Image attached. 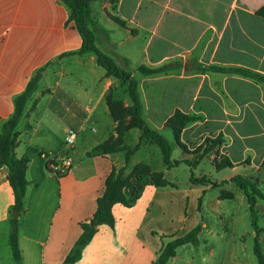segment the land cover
<instances>
[{
    "label": "crops",
    "instance_id": "1",
    "mask_svg": "<svg viewBox=\"0 0 264 264\" xmlns=\"http://www.w3.org/2000/svg\"><path fill=\"white\" fill-rule=\"evenodd\" d=\"M263 6L264 0H118L112 13L116 22L99 16L104 42L99 40L97 48L124 68L122 61L128 63L132 55L119 56L114 46L138 44L144 62L127 71L138 82L147 125L162 133L175 112L198 116L199 121L182 130L181 141L197 144L222 134L226 157L239 166L258 146L252 142H264V81L209 68H243L264 77V18L256 14ZM117 30L123 37L114 42ZM141 65H166L168 71L144 76L137 72ZM37 71L41 76L18 122L14 149L16 158L29 159L28 184L16 219L20 258L14 259L10 247L14 196L3 166L0 264H64L81 234L80 223L95 212L108 175L122 171V178H128L139 165L149 166L151 173L168 172L160 160L153 167L147 154L138 158L143 146L127 163L124 152H93L115 138L107 95L119 82L105 75L95 54L82 51L69 8L61 0H0V132L14 113L15 98ZM68 130L77 133L72 151L64 142ZM135 131L138 142L140 132ZM238 143L245 146L240 161L232 157ZM125 145L133 148L126 140ZM65 157L72 166L60 175ZM192 193L198 203L207 196L205 188ZM165 195V188L146 182L130 207L114 204V229L98 226L73 264H152L174 239V233L156 231L151 224L152 208ZM158 208L163 214L162 206ZM163 239L168 242L162 244ZM178 254L168 263L179 264Z\"/></svg>",
    "mask_w": 264,
    "mask_h": 264
},
{
    "label": "rangeland",
    "instance_id": "2",
    "mask_svg": "<svg viewBox=\"0 0 264 264\" xmlns=\"http://www.w3.org/2000/svg\"><path fill=\"white\" fill-rule=\"evenodd\" d=\"M92 3L93 8L90 5V13L85 19V25L95 35L97 47H99V40L104 42V36L99 33L102 28L99 16L103 14L105 17L116 22L117 19L112 15L116 4H113L110 0H99ZM106 3H108V7L104 8L103 5ZM73 23L75 25L74 21ZM114 33L116 35L113 38L114 42L122 39L123 36L120 31L117 30ZM114 49L119 56L126 57L127 54L132 55L128 63L122 61V66L126 70L134 69L136 65L144 62L139 52L138 44L125 43L123 48L114 46ZM110 94L113 101L117 104V106H113L116 116L122 121V129H126L123 138L124 143L126 140L129 144H133L132 147H134L137 143L136 133L134 132L137 129H127L130 121L128 114L130 100L127 95V97L124 96L126 94L125 88L119 83V88L115 92L111 91ZM166 122L164 123V131L161 134L170 142L172 160H196L197 155H194L193 152L205 138L197 144L183 143L180 137H174L172 131L166 126ZM191 124L193 123L187 126ZM150 128L152 127L150 126ZM188 137L193 138L194 136L190 135ZM252 143L254 145L258 143V146L255 145L256 147H254L251 154L245 160L243 159L244 161L239 166H232L227 169L219 167L226 157L223 145L217 147L193 169H189L182 164L177 168L167 169L168 172L165 175H161L160 178L170 183L171 187H165L166 195L161 199L157 198L158 200L152 208L151 214L155 219L151 221V224L154 229L167 234L174 233L173 238H177L196 227L200 219V223L198 224L200 227L199 243L196 246L186 245L177 249L179 264H257L254 256V243L256 241L260 246V251L264 258V199L258 198L256 200L254 214H251L244 193L233 183H230L231 178L239 174L243 175V177L256 181L260 192L264 195V142L261 140L260 142L256 141ZM180 144H183L187 148L189 154L184 152ZM142 146L145 150L138 153V158H143L147 154L153 167L158 163V160L163 162L161 153L154 144L144 142ZM244 147L243 143H238L232 153L234 160L240 161L239 159L243 156L242 151ZM66 148L68 149L67 146ZM249 157L251 161L250 165H248ZM148 169L151 170L149 166L137 168L136 174H146ZM191 172L195 178L204 177L213 184L227 181V184L219 188H212L210 184L194 185L190 182ZM156 178L158 179L159 176H156ZM195 188H205L207 193V196L204 195L200 198L199 203L193 197L192 192ZM189 192L192 195L188 194ZM159 205L162 206L164 211L161 215L158 208ZM253 218L255 225L253 224ZM182 220L184 221L182 222ZM254 226L257 227V231H255ZM163 238L167 237L164 236ZM162 242V244H166L168 240L163 239ZM209 253L213 257H210Z\"/></svg>",
    "mask_w": 264,
    "mask_h": 264
},
{
    "label": "trees",
    "instance_id": "3",
    "mask_svg": "<svg viewBox=\"0 0 264 264\" xmlns=\"http://www.w3.org/2000/svg\"><path fill=\"white\" fill-rule=\"evenodd\" d=\"M70 10V20L75 22L79 34L82 38V51H87L95 54L97 58V64L104 68L105 75L112 77L122 84L125 88L126 95L130 100V108H128V114L130 116L128 128L137 129L140 132L138 142L131 148L124 143V132L122 129V121L116 116L114 107L117 106L116 102L111 98V91L107 95V104L111 117L116 123L115 126V138L96 146L93 150L94 153L100 154H112L117 152L125 153V163L135 153L143 143H152L160 151L162 161L167 169H174L184 164L189 169L195 168L207 155L212 153L217 147H221L227 143L226 138L219 134L215 138L206 137L204 141L194 150L193 154L197 155L196 160H172V148L169 140L157 130L150 128L142 117V106L138 94V82L133 74L124 68L120 67L114 59L105 55L96 46L95 35L88 30L85 25V19L90 13V5L92 2L99 0H61ZM113 4H116L118 0H110ZM256 14L264 18V6L259 9ZM212 71L222 74H235L244 77H249L255 81H264V77L253 73L250 70L234 67H217L213 66L209 68ZM168 71L166 65L158 68H150L146 66H139L137 72L144 76L158 75ZM41 76V71H37L27 84L26 89L20 95L15 98L14 113L8 118L2 125L0 132V168L5 166L8 169V181L13 191L14 204L11 210L21 211L23 206V198L25 196L26 186L28 184L25 178V172L28 158H16L14 149L16 146V140L18 132L16 130L18 122L23 114L25 104L29 100L32 92L35 89L37 81ZM114 106V107H113ZM200 117L183 114L181 112H175L166 122V126L172 131L175 138H179L182 130L190 123L199 121ZM186 154H189L187 148L180 144ZM48 163V167H49ZM247 165V163H245ZM233 164L225 157L224 162L219 165L221 169L231 168ZM147 166H136L128 178H122V171L117 173L113 171L108 175L104 181V187L102 194L96 200V209L92 217L87 222H81V234L70 252L65 258L64 264H73L81 256L83 248L91 241L98 226L107 225L111 229H114L115 219L112 215L111 208L114 204L120 203L126 207H130L139 196L143 185L146 182H150L158 188L171 187V184L166 182L161 177V173H151L148 169L146 174L137 175V168H145ZM156 176H159L157 179ZM141 179V180H140ZM190 182L194 185H206L210 184L212 188H219L227 184V181H223L220 184H213L208 179L201 177L195 178L191 172ZM230 183H233L240 191L246 196L249 211L254 214L255 203L258 198L264 199V195L260 192L258 183L250 178L243 176H235L231 178ZM130 189L129 194L126 195L125 190ZM252 217H254L252 215ZM253 224L255 225L254 218ZM255 231L257 227L254 226ZM200 227L196 226L188 233L181 237L170 240L158 253V256L152 264H168L169 260L176 255V251L179 247L184 245L196 246L199 243ZM9 241L14 259L20 258L18 247V223L16 219H10V231ZM254 256L257 264H264V258L260 251V246L256 241L254 243Z\"/></svg>",
    "mask_w": 264,
    "mask_h": 264
},
{
    "label": "built area",
    "instance_id": "4",
    "mask_svg": "<svg viewBox=\"0 0 264 264\" xmlns=\"http://www.w3.org/2000/svg\"><path fill=\"white\" fill-rule=\"evenodd\" d=\"M77 139V133L73 130H68L66 132V136L64 139L65 145L68 147L69 150H73L74 146H75V142ZM72 166V162L71 159L69 157H65L61 160V165L58 168V173L60 175H63L65 173H67V171H69V169Z\"/></svg>",
    "mask_w": 264,
    "mask_h": 264
},
{
    "label": "water",
    "instance_id": "5",
    "mask_svg": "<svg viewBox=\"0 0 264 264\" xmlns=\"http://www.w3.org/2000/svg\"><path fill=\"white\" fill-rule=\"evenodd\" d=\"M11 216H12L13 219H17L18 216H19V211H17V210H12V211H11Z\"/></svg>",
    "mask_w": 264,
    "mask_h": 264
}]
</instances>
